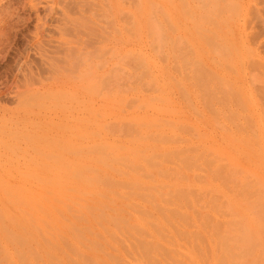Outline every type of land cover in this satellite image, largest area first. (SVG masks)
I'll list each match as a JSON object with an SVG mask.
<instances>
[{"label":"rangeland","instance_id":"rangeland-1","mask_svg":"<svg viewBox=\"0 0 264 264\" xmlns=\"http://www.w3.org/2000/svg\"><path fill=\"white\" fill-rule=\"evenodd\" d=\"M0 264H264V0H0Z\"/></svg>","mask_w":264,"mask_h":264}]
</instances>
